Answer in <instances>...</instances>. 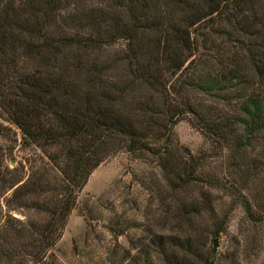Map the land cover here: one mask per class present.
Instances as JSON below:
<instances>
[{"label": "trees", "instance_id": "1", "mask_svg": "<svg viewBox=\"0 0 264 264\" xmlns=\"http://www.w3.org/2000/svg\"><path fill=\"white\" fill-rule=\"evenodd\" d=\"M117 40L118 52L100 53ZM200 97L227 109L206 110ZM185 116L213 155L231 145L240 158L232 166L242 183L225 189L250 214L247 176L264 166V0H0V196L11 189V207L48 215L27 236L26 224L0 208L4 264L26 250L40 261L91 171L119 150L153 157L167 179L176 176L167 193L174 206L189 207L179 233L150 244L167 264L199 256L189 224L211 202L199 194L185 201L178 188L224 185L196 173L201 158L170 150L172 127ZM12 127L22 145L41 149L48 169L24 176Z\"/></svg>", "mask_w": 264, "mask_h": 264}, {"label": "rangeland", "instance_id": "2", "mask_svg": "<svg viewBox=\"0 0 264 264\" xmlns=\"http://www.w3.org/2000/svg\"><path fill=\"white\" fill-rule=\"evenodd\" d=\"M123 44L122 40H117L103 47L100 53L109 57L113 52H118ZM200 98L206 110L211 111L208 106L222 111L227 109L221 103H210V100ZM12 129L16 136L12 156L23 165L24 176H27L31 167L33 170L40 167L48 169V159L41 149L34 145H22L18 130ZM172 129L169 148L174 157L183 160L190 156L201 158L202 164L196 173H200L201 177L216 178L224 185L223 189L219 188L221 186H207L206 183L198 182L186 189L178 188L182 190L179 193L185 201L199 194L208 197L211 202V209L201 208L199 214L193 216L192 220H195L189 224L194 228L192 235L199 256H190L193 259L184 264H264V166L247 176V188L244 191L250 211L247 214L243 203L227 194L225 189L229 184L240 186L243 178L232 166L240 158L232 156L231 145L213 155V147L192 124L190 116L179 119ZM256 152L248 153L247 160L250 157L254 159L253 154ZM258 161L264 163V158H258ZM166 175L151 156H133L123 150L112 153L91 171L85 184L76 193L75 204L58 238L41 260L35 262L27 254L29 250H26L21 257H15L7 263L167 264L169 261L156 245L150 244V240H156L158 235L179 233L178 224L186 219L181 214L183 210L188 212L189 207L174 206L167 193L169 184L173 185L176 176L171 175L167 179ZM10 190L0 196L2 214L5 218L10 215L26 224L24 235L28 236L31 225L46 220L48 215L36 213L33 209L11 207ZM256 191L258 194H254ZM223 217L222 229L215 235L213 230ZM187 223L183 224L185 229ZM213 239H216V247L211 253ZM2 246L10 247L7 243ZM180 253L179 258L182 256ZM206 253L212 256L211 263L206 261ZM4 259L0 257V264L6 263Z\"/></svg>", "mask_w": 264, "mask_h": 264}, {"label": "water", "instance_id": "3", "mask_svg": "<svg viewBox=\"0 0 264 264\" xmlns=\"http://www.w3.org/2000/svg\"><path fill=\"white\" fill-rule=\"evenodd\" d=\"M215 247H216V239L212 240V248H211V253H213L215 251Z\"/></svg>", "mask_w": 264, "mask_h": 264}]
</instances>
